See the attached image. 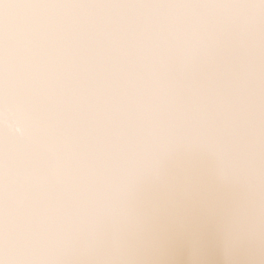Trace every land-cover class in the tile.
Listing matches in <instances>:
<instances>
[{"label":"rangeland","instance_id":"374dc122","mask_svg":"<svg viewBox=\"0 0 264 264\" xmlns=\"http://www.w3.org/2000/svg\"><path fill=\"white\" fill-rule=\"evenodd\" d=\"M94 2L106 0L0 2V96L6 50L9 122L25 113L31 116L23 135L5 130L0 120V264H203L197 223L191 218L198 216L200 205L194 204V197L204 190L203 179L215 177V172H205L197 151V137L202 140L204 126L211 125L198 124L205 99L191 82L190 66L192 57L200 60L197 76L203 86L198 45L205 13L200 8L151 10L158 46L147 42L149 38L145 42L136 96L131 77L125 82L121 69L113 73V59L105 60L106 67V62L110 65L102 86L94 68H80L85 46L96 49L91 9L23 7ZM3 3L10 7L5 9ZM122 12L108 10L111 17ZM124 19L128 21L126 14ZM124 26L112 40L123 41L128 30ZM110 28L103 19L107 38L114 31ZM144 31L150 33L142 23ZM82 86H88L87 92ZM61 93L73 98L74 110L87 115L86 136L69 133L52 101L43 114L27 107L29 94L59 98ZM150 153L155 159L145 164Z\"/></svg>","mask_w":264,"mask_h":264},{"label":"water","instance_id":"95a60500","mask_svg":"<svg viewBox=\"0 0 264 264\" xmlns=\"http://www.w3.org/2000/svg\"><path fill=\"white\" fill-rule=\"evenodd\" d=\"M134 1L152 3L155 0ZM106 3L123 1L106 0ZM200 9L206 16L205 22L199 25L202 37L198 45L205 83L203 86L198 83L197 75L202 71V67L200 70L197 67L198 58L192 57L190 78L205 99L198 124L211 125L210 128L204 126L202 140L197 137V151L206 166L205 172L209 169L215 172L212 173L215 177L203 179L204 190L194 197V204L200 205L196 211L198 216L193 214L191 220L197 223L195 231L203 247V264H264V13L252 8ZM108 10L91 9L97 25L91 35L92 43L97 50L105 49L104 63L107 58L113 59L114 74L121 69L126 75L125 82L128 75L131 77L133 90L139 96L138 66L142 63L146 43L158 46V42L153 41L158 29L151 20L152 9H137L133 14H127L128 9H114L119 14L123 11L122 16L116 17H111ZM125 14L128 21L124 19ZM103 19L105 26L108 22L110 29L117 31H112L108 38L105 30L102 31ZM115 19L120 20V25H115ZM142 23L149 26L148 35L141 32ZM123 26L128 29L123 41L112 40ZM113 41L124 45V49L109 50ZM106 63L108 67L110 63ZM134 91L132 96H135ZM150 155L144 160L145 164L155 159L154 154Z\"/></svg>","mask_w":264,"mask_h":264},{"label":"snow or ice","instance_id":"6c2138e0","mask_svg":"<svg viewBox=\"0 0 264 264\" xmlns=\"http://www.w3.org/2000/svg\"><path fill=\"white\" fill-rule=\"evenodd\" d=\"M2 2V0H0ZM5 9L9 8L8 3H3ZM23 7L30 8H74V9H161V8H252L260 9L264 13V0H260L259 3H59V4H38L31 3L24 5ZM7 32V17L5 14V33ZM124 45L118 44L113 41V44L109 46V50H123ZM106 52L104 48L93 49L85 46L81 53L80 68L84 72H88L90 68H94L97 71L96 79L101 81V86L105 82V73L109 70L105 63ZM114 67V66H113ZM84 91L87 92L88 86H82ZM95 94H98V89H93ZM59 98L53 95H41L35 96L29 94L27 98V107L30 111H40L42 114L47 111L48 101H52L53 105L60 108L58 113V119L69 130L70 134L81 136L88 133V117L84 112L76 111L72 105L74 103L73 98L66 96L65 93L57 94ZM8 104V92H7V59L5 50V80L4 90L2 96H0V120H2L3 127L6 129L4 116L6 112V106ZM6 137V132H5ZM3 207H4V259H8L7 255V208H8V163L7 155L5 153L3 162Z\"/></svg>","mask_w":264,"mask_h":264},{"label":"clouds","instance_id":"9594fccd","mask_svg":"<svg viewBox=\"0 0 264 264\" xmlns=\"http://www.w3.org/2000/svg\"><path fill=\"white\" fill-rule=\"evenodd\" d=\"M8 9V8H7ZM11 115L8 104L6 106V112L4 116V121L6 125V129L8 131H12L13 129L15 130L16 133L19 134H25L26 132V124L29 119H31V116L29 113H25L23 116L20 118H13L12 122H9V116Z\"/></svg>","mask_w":264,"mask_h":264}]
</instances>
